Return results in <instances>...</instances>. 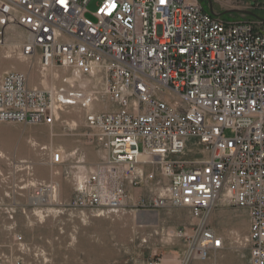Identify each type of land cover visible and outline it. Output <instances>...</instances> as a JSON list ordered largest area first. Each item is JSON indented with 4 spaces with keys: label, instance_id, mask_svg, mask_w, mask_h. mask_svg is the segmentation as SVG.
Here are the masks:
<instances>
[{
    "label": "built area",
    "instance_id": "built-area-1",
    "mask_svg": "<svg viewBox=\"0 0 264 264\" xmlns=\"http://www.w3.org/2000/svg\"><path fill=\"white\" fill-rule=\"evenodd\" d=\"M92 1L0 0L3 57L26 66L0 72V122L52 125L73 107L87 117L93 159L60 147L45 162L64 167L71 197L38 182L35 197L47 191L83 223L184 209L188 222L156 223L141 240L180 239L183 264H215L226 243L211 213L242 209L236 244L247 264H264L261 21L226 19L202 0ZM151 253L146 264H161Z\"/></svg>",
    "mask_w": 264,
    "mask_h": 264
},
{
    "label": "rangeland",
    "instance_id": "rangeland-1",
    "mask_svg": "<svg viewBox=\"0 0 264 264\" xmlns=\"http://www.w3.org/2000/svg\"><path fill=\"white\" fill-rule=\"evenodd\" d=\"M238 1L211 0V3L218 13L227 11L222 14L226 19L260 21L231 11L234 10L231 6L237 5ZM242 1L251 5L258 2ZM95 2L89 3L88 8L93 9ZM201 2L207 9L208 0ZM263 2L259 0V3ZM248 10L264 17V4ZM3 55L4 51L0 49V72L12 66L19 70L26 68L23 63ZM30 74L34 85L39 74L36 70H31ZM61 118L52 125L0 122V264H17V260L23 261L21 264H98L99 252L105 264H146L152 249L161 254L163 250L162 264H183L186 247L180 239L159 241L160 237L153 234L147 242L141 240L156 223L166 221L171 226L184 223L187 216L184 209L161 210L151 215L142 212L136 216L91 218L83 223L66 206L54 204L51 196L42 198L39 191L35 197L37 182L57 184L56 195L61 202L68 201L72 195L64 167L53 168L45 164L50 151L60 147L71 151L79 146L93 159L85 111L73 107ZM27 163L32 170H27ZM38 202V205L34 204ZM141 222L148 223L149 227L139 228ZM247 224V215L242 209L218 206L212 211L210 225L226 243L224 251L212 258L215 264H247L243 251L236 244V237L247 233ZM15 234L22 235L28 250L19 248ZM170 245L178 249L167 254L166 247Z\"/></svg>",
    "mask_w": 264,
    "mask_h": 264
},
{
    "label": "crops",
    "instance_id": "crops-1",
    "mask_svg": "<svg viewBox=\"0 0 264 264\" xmlns=\"http://www.w3.org/2000/svg\"><path fill=\"white\" fill-rule=\"evenodd\" d=\"M255 1H258V2H256L255 5H253V4L251 5L250 3L243 2L242 0H239L238 1L239 3H237V5L231 6V8L236 9V10H248L249 8L255 9V7H259V6L261 7L264 4V2L259 3V0H255ZM158 213H160V212H158ZM158 213H155V214H158ZM151 214H153V213H150V215ZM188 220H189L188 216H186L185 222H188ZM156 248H158V247H156ZM177 249H178L177 246H174V245H173V247L171 245L166 247L167 254H172L174 251H177ZM152 250H155V249H152ZM162 255H164L163 250H162ZM151 256H152V253L150 252V255H148L149 258L147 260H149ZM97 260H98V264H105L104 261L102 260V255L100 252L97 255Z\"/></svg>",
    "mask_w": 264,
    "mask_h": 264
},
{
    "label": "water",
    "instance_id": "water-1",
    "mask_svg": "<svg viewBox=\"0 0 264 264\" xmlns=\"http://www.w3.org/2000/svg\"><path fill=\"white\" fill-rule=\"evenodd\" d=\"M208 5H209V10L214 13V10H213V6H212V3H211V0H208ZM231 11H236V12H239V13H242V14H246V15H249L257 20H260V21H263L264 22V17H261L259 16L258 14H256L255 12L253 11H250V10H231ZM225 12L227 11H224L222 13H220L221 15L224 14Z\"/></svg>",
    "mask_w": 264,
    "mask_h": 264
},
{
    "label": "bare ground",
    "instance_id": "bare-ground-1",
    "mask_svg": "<svg viewBox=\"0 0 264 264\" xmlns=\"http://www.w3.org/2000/svg\"><path fill=\"white\" fill-rule=\"evenodd\" d=\"M46 192H47V191H45V190H43V189L40 190V195H41V197H42V196H43V197H45V196L47 197L48 195H45ZM41 197H39V198L41 199ZM43 197H42V198H43ZM36 198H37V197H36Z\"/></svg>",
    "mask_w": 264,
    "mask_h": 264
},
{
    "label": "snow or ice",
    "instance_id": "snow-or-ice-1",
    "mask_svg": "<svg viewBox=\"0 0 264 264\" xmlns=\"http://www.w3.org/2000/svg\"><path fill=\"white\" fill-rule=\"evenodd\" d=\"M116 7V4L113 2L111 5H110V10L111 9H114ZM193 179H195V177H193ZM217 244H219V241H217Z\"/></svg>",
    "mask_w": 264,
    "mask_h": 264
}]
</instances>
